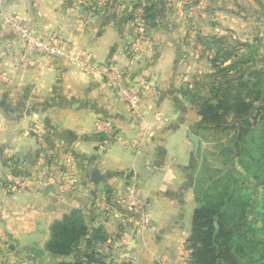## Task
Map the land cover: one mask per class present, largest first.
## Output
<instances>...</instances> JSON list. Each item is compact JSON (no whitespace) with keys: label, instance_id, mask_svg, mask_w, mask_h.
<instances>
[{"label":"crops","instance_id":"0c3cea01","mask_svg":"<svg viewBox=\"0 0 264 264\" xmlns=\"http://www.w3.org/2000/svg\"><path fill=\"white\" fill-rule=\"evenodd\" d=\"M92 3L0 0V264L6 248L23 256L20 264L81 257L85 241L68 257L45 251L51 224L73 209L105 231L93 246L104 264H179L200 205L197 160L203 143L215 148L192 129L198 103L220 82L211 58L218 49L224 65L251 55L264 70V0ZM4 18L58 35L63 51L27 49ZM108 62L126 83L144 77L135 109L86 69ZM189 133L199 138L196 155ZM93 170L101 181L91 182ZM126 204L143 205L141 224L128 221Z\"/></svg>","mask_w":264,"mask_h":264},{"label":"trees","instance_id":"16d2710c","mask_svg":"<svg viewBox=\"0 0 264 264\" xmlns=\"http://www.w3.org/2000/svg\"><path fill=\"white\" fill-rule=\"evenodd\" d=\"M220 51L211 58L220 82L211 99L198 103L200 120L192 127L197 136L213 140L215 152L209 155L220 164L204 156L199 166L200 205L185 244L188 264H264V70L253 67L251 55L224 65ZM251 183L261 185L258 193ZM106 238L100 225L88 226L81 210L73 209L51 224L45 251L64 258L85 241L81 257L53 264H104L93 246Z\"/></svg>","mask_w":264,"mask_h":264},{"label":"built area","instance_id":"2783aa9c","mask_svg":"<svg viewBox=\"0 0 264 264\" xmlns=\"http://www.w3.org/2000/svg\"><path fill=\"white\" fill-rule=\"evenodd\" d=\"M205 0H198V4L204 3ZM105 0H93L92 5L96 9H103L105 6ZM4 22L9 25H16L20 28L21 35L24 39L25 46L42 55L51 56L53 54L61 53L63 51V45L58 35H51L49 37H43L31 29L21 26L18 22L12 19L4 18ZM140 35L145 36V27L143 24L139 23L137 26ZM191 38L194 37L193 32H191ZM195 41V39H191ZM128 53L130 55L136 52V46L131 45L128 48ZM209 54V53H208ZM86 69L90 70L91 73L98 74L102 77L103 81L108 85V87L117 96L122 98L131 109H135L138 102L141 99L143 89L146 86L144 77L138 76L132 78L128 83L123 81L125 76L124 72L117 69L111 62L103 63L102 65H86ZM104 132L110 137L114 132L111 127L105 128ZM132 206V207H131ZM143 205H129L128 210H130L131 215L126 217L129 222L133 224H141L143 222ZM133 235L132 232L126 231L121 237L122 243L128 242ZM189 250L184 247L180 256L179 264H188Z\"/></svg>","mask_w":264,"mask_h":264},{"label":"rangeland","instance_id":"374dc122","mask_svg":"<svg viewBox=\"0 0 264 264\" xmlns=\"http://www.w3.org/2000/svg\"><path fill=\"white\" fill-rule=\"evenodd\" d=\"M27 48V47H26ZM28 49V48H27ZM30 50V49H29ZM36 53V52H35ZM142 94H143V92H142ZM142 97V96H141ZM208 137H212L211 136V134H208ZM210 141L211 142H213V140L212 139H210ZM213 144H211V143H208L207 145L206 144H202V151H201V156H199V160H197L198 161V165H200V163L202 162L201 160L203 159V157L204 156H208V161L209 162H211V163H215L214 165H219L220 163L217 161V162H214V160H212V158L210 157V153H214L215 152V149H214V147L212 146ZM196 171H198V169L196 170ZM71 174V173H70ZM70 179H72V178H70ZM250 185V187H251V189L253 190V192H255V193H258V191L260 190V188H259V184H249ZM126 206L127 207H129V204H126ZM7 254H6V256H5V259H3V260H5L6 262H7V264H20V262H21V260L22 259H20V261H19V258H23V256H21V255H14L12 252H11V250L10 249H7L6 248V251H5ZM18 259V260H17ZM25 261V260H24ZM19 262V263H18ZM25 264H30L29 262H28V260L25 262Z\"/></svg>","mask_w":264,"mask_h":264},{"label":"water","instance_id":"95a60500","mask_svg":"<svg viewBox=\"0 0 264 264\" xmlns=\"http://www.w3.org/2000/svg\"><path fill=\"white\" fill-rule=\"evenodd\" d=\"M188 137L191 140V142L193 143V152H194V155H196L198 148H199V138L192 133H189ZM102 178L103 177L100 175L98 170H93V172L91 173L90 180L93 183H97V182L101 181Z\"/></svg>","mask_w":264,"mask_h":264}]
</instances>
